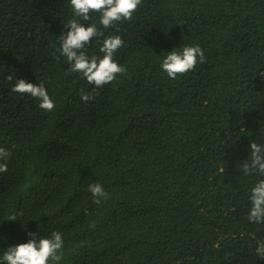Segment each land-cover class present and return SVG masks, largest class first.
Listing matches in <instances>:
<instances>
[{"label":"trees","instance_id":"trees-1","mask_svg":"<svg viewBox=\"0 0 264 264\" xmlns=\"http://www.w3.org/2000/svg\"><path fill=\"white\" fill-rule=\"evenodd\" d=\"M73 18L69 0H0V256L59 231V264H264V223L247 219L264 177L242 171L264 144V0H141L108 29L92 13L80 23L119 35L126 69L95 90L59 53ZM196 45L205 62L169 79L165 55ZM17 79L43 83L55 108L12 92Z\"/></svg>","mask_w":264,"mask_h":264},{"label":"clouds","instance_id":"clouds-1","mask_svg":"<svg viewBox=\"0 0 264 264\" xmlns=\"http://www.w3.org/2000/svg\"><path fill=\"white\" fill-rule=\"evenodd\" d=\"M73 11V19L69 20L64 27L66 34L60 35V56L66 58L70 64L69 71L82 74L86 81L94 86V90L113 82L118 75L126 72L125 67L119 65L115 59V53L124 45L119 35L104 36L101 28L96 23H88L83 26L80 21L89 22L92 13H99V24L103 29L113 28L122 21L132 19L133 13L138 10L141 0H69ZM118 30V29H117ZM102 39V57H89L84 51L87 45L93 40ZM59 59V56L57 57ZM204 50L199 46H185L180 50H172L167 53L160 65L161 70L171 80L178 76L194 70L197 63L205 62ZM264 78V73H260ZM12 81L13 75L7 77ZM18 94H27L40 101L39 107L45 111H52L55 108L53 99L48 95L43 83L34 85L24 79H17L11 89ZM82 102H89L95 99L91 92L80 91ZM250 162L242 166L245 175H257L264 177V144L250 143ZM11 152L0 147V174L8 171L7 161ZM94 197V203L99 204L101 198H106L107 193L99 183H92L87 189ZM250 210L247 216L249 222L264 223V179L258 180L250 190ZM22 214L10 217L9 221H15ZM27 243H21L9 247L0 256V264H59L63 259L64 240L63 234L59 231L51 233L50 237L36 239L34 233ZM257 256L264 259V241H258L255 249Z\"/></svg>","mask_w":264,"mask_h":264}]
</instances>
